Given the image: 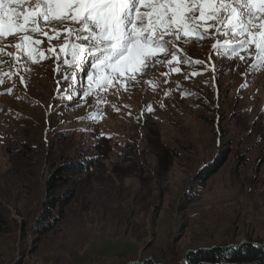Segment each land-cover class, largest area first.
Masks as SVG:
<instances>
[{
  "label": "rangeland",
  "instance_id": "rangeland-1",
  "mask_svg": "<svg viewBox=\"0 0 264 264\" xmlns=\"http://www.w3.org/2000/svg\"><path fill=\"white\" fill-rule=\"evenodd\" d=\"M32 38L41 52L49 47L42 34ZM9 42L6 52L21 55ZM214 42L205 38L178 52V60H203L207 70L195 63H179V71L167 63L149 67L138 83L106 87L98 109L96 93L86 100L65 93L74 77L82 82L76 89L86 87L87 76L63 63L71 59L59 51L63 36L52 40L59 72L53 53L33 60L23 54L26 86L3 57L0 264H178L187 250L264 243V65L245 76L252 61L221 59ZM10 67L14 74L4 75ZM90 111L99 112L95 122L79 119ZM226 148L215 173L194 178ZM90 157V170L57 187L70 200L40 233L34 216L51 175L66 160Z\"/></svg>",
  "mask_w": 264,
  "mask_h": 264
},
{
  "label": "snow or ice",
  "instance_id": "snow-or-ice-1",
  "mask_svg": "<svg viewBox=\"0 0 264 264\" xmlns=\"http://www.w3.org/2000/svg\"><path fill=\"white\" fill-rule=\"evenodd\" d=\"M37 33L49 42L43 52L38 47L41 41L32 38ZM60 36L65 43L59 51L65 57L71 56L63 63L87 76L86 87L82 85L79 89L75 87L79 78L74 77L65 89L68 99L86 100L96 93L94 103L98 109L102 102L100 94L106 87L122 83L127 88L129 82L138 83L149 67L167 63L169 68L179 71V63H195L207 70L203 60L192 57L178 60L182 47L191 43L201 46L205 38L215 39L211 49L221 59L245 63L251 60L245 76L264 65V0H0V64L6 62L3 58L6 55L16 65L25 86L24 74L30 68L26 64L21 67L23 54L33 60L37 56L45 59V53H53L57 61L55 71H60L59 53L52 45V40ZM9 38L16 41L14 47L21 55L14 57L6 52ZM168 56L171 62L166 60ZM209 63L215 72L211 58ZM13 74L10 67L4 75ZM63 79L67 81V70ZM3 83L0 78V84ZM246 86L241 84L240 88ZM171 91L166 89L164 95ZM81 92L83 96L79 95ZM145 107L147 112L153 111L151 103ZM97 116L98 111H90L79 119L91 118L95 122Z\"/></svg>",
  "mask_w": 264,
  "mask_h": 264
},
{
  "label": "trees",
  "instance_id": "trees-1",
  "mask_svg": "<svg viewBox=\"0 0 264 264\" xmlns=\"http://www.w3.org/2000/svg\"><path fill=\"white\" fill-rule=\"evenodd\" d=\"M228 149H223L209 163L203 165L194 178L204 182L210 175L215 173L226 161L228 157ZM92 158L66 160L59 166L51 175V180L48 182V196L44 198L39 205L38 213L34 216V228L36 230L46 231L56 221V216L52 215L56 207H63L68 204L70 197L63 190L58 193L57 187H61L66 180H69L70 175L83 173L93 167ZM69 189V188H68ZM72 195V194H71ZM5 218L0 214V232L6 228ZM235 264V263H252L264 264V246L257 247L250 242L243 243L238 247L233 246H217L212 249H201L191 251L186 259L180 264ZM148 264H152L148 262Z\"/></svg>",
  "mask_w": 264,
  "mask_h": 264
},
{
  "label": "water",
  "instance_id": "water-1",
  "mask_svg": "<svg viewBox=\"0 0 264 264\" xmlns=\"http://www.w3.org/2000/svg\"><path fill=\"white\" fill-rule=\"evenodd\" d=\"M252 244L255 245V246H257V247H263V246H264V243L252 242ZM227 246L238 247V245H232V244H229V245H227ZM188 252H189V250H187V251L185 252V255H184L183 259H182L180 262H178V264H180L181 262H183V261L186 259V257H187V253H188ZM130 263H135V261L130 262ZM159 264H161V263H159Z\"/></svg>",
  "mask_w": 264,
  "mask_h": 264
}]
</instances>
